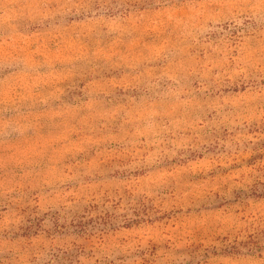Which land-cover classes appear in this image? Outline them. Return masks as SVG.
<instances>
[{"label": "rangeland", "instance_id": "rangeland-1", "mask_svg": "<svg viewBox=\"0 0 264 264\" xmlns=\"http://www.w3.org/2000/svg\"><path fill=\"white\" fill-rule=\"evenodd\" d=\"M0 264H264V0H0Z\"/></svg>", "mask_w": 264, "mask_h": 264}]
</instances>
